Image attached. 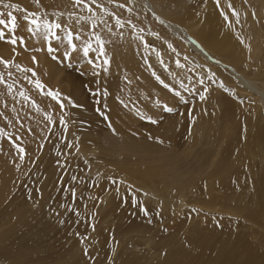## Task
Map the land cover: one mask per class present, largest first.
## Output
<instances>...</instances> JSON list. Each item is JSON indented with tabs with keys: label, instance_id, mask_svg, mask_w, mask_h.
<instances>
[{
	"label": "bare ground",
	"instance_id": "bare-ground-1",
	"mask_svg": "<svg viewBox=\"0 0 264 264\" xmlns=\"http://www.w3.org/2000/svg\"><path fill=\"white\" fill-rule=\"evenodd\" d=\"M8 1L25 15L15 34L0 25L13 62L0 63V264H264V0H107L152 15L182 56L101 9ZM58 7L56 36L29 32L34 18L60 24ZM66 132L58 166L50 145ZM74 168L93 175L85 230L58 192ZM24 177L37 192L12 195Z\"/></svg>",
	"mask_w": 264,
	"mask_h": 264
},
{
	"label": "rangeland",
	"instance_id": "rangeland-1",
	"mask_svg": "<svg viewBox=\"0 0 264 264\" xmlns=\"http://www.w3.org/2000/svg\"><path fill=\"white\" fill-rule=\"evenodd\" d=\"M4 1L5 0H0V19L6 20V21H12L11 17H9V15H8V13H12V15L15 16L16 18L19 16H22L24 14V9L19 4H15V3L9 2V1L6 3ZM69 1L74 2V0H69ZM117 3L118 2H113V1L108 2L107 0H81V2L78 4L83 5L85 7H88V8L90 7V8H95V9H101L106 14V16H105L106 19H108V21L110 23H114L117 27L120 26L121 28H124L126 26V28H129V29L134 28L133 31L136 34L145 35V36L148 35V37H158V38H161L162 41H164V42L166 40H168V41H166L167 44H169V46L172 49H174V51L177 53L178 56L185 55V49H183L184 48L183 43L178 42L177 39H174V38L172 39L171 36H168L166 29L163 28L152 17V15H150L149 13L148 14L142 13L141 11L134 9L133 7H131L129 5H125L122 3L117 4ZM12 5H16V7H12ZM92 5H93V7H92ZM62 10H63V8L58 7L57 10H55V11L61 13V14H59L58 17L60 18L59 20H60V24L62 25V27H65L67 25V22H68V18H67L68 15ZM52 11L53 10L50 9V12H52ZM40 17L49 18L50 16L48 15L46 10H41L40 11ZM78 17H79L78 13L71 12L69 14L70 19H76ZM117 19L120 20V22H121L120 24H117V22H116ZM129 25L131 26V28ZM136 30H138V31H136ZM187 41L189 43H192L191 40H189V39H187ZM150 44L151 43H149V45ZM193 53L194 52H192V51L190 52V57H192V58L195 57ZM67 63H69V64L67 65ZM73 64H74L73 62L71 63V62L66 61V65H65L66 67L65 68H66L67 72L73 71V73L77 77L83 78V73L81 71H79V69H80L79 66L76 67ZM52 92H55L57 94L56 98H58V99L61 98V97H59L56 90H54ZM187 104H188V102H186V105ZM180 105L181 104H179V106ZM57 138L59 139L57 141L58 143L52 139V143L50 146H52V149L54 148V150H55L54 151V157H53L54 164L59 166L62 163L61 160H59L62 157V152H65V150H67V148H68L66 146V142H67V138H68L67 132L65 135L62 136V138L60 136H56V140H57ZM78 171H79V169L74 168L71 171L67 172L63 178L62 177L60 178V180H59L60 185L58 187V192L61 193L62 196H64L66 203L71 204V203H74V202H71L72 200L75 201V203H74L75 205L70 207L71 210L76 209L78 206L80 207L79 210L76 209V212L78 214V217L81 220H83V221H81L79 219V221H80L79 223L80 224L83 223V225H85V226H83L81 224L82 228H83V227H86L90 221L88 219V216H90V217L93 216V214L91 212H87L88 210H86V208H85L86 203L89 202L90 207H93L92 206L93 203H91L92 201L89 198H87V195L84 193V189L87 187L88 181L90 179H93V175H92V177H91V175H89V176L82 175L83 177H81L80 174L78 173ZM73 177H75L74 180L72 179ZM88 178H90V179H88ZM39 183H40L39 177L34 178L32 181H30L28 178L24 177L20 182L19 188L16 189L15 192L12 193V195H15L17 191L22 194L23 192H25L26 188H28V187H30L31 190L33 188V192L34 191L37 192V189L39 188V186H38ZM21 185H23V186H21ZM76 188H78V189L76 190ZM80 189H82V190H80ZM73 192H77V194L75 193V195L73 196ZM81 194H82V196H81ZM82 197H83V199L84 198L85 199L83 200ZM21 199H25V198L23 196H21V198L19 200H21ZM76 203H77V205H76ZM81 208H85V209L80 210ZM83 230H85V228H83Z\"/></svg>",
	"mask_w": 264,
	"mask_h": 264
},
{
	"label": "snow or ice",
	"instance_id": "snow-or-ice-1",
	"mask_svg": "<svg viewBox=\"0 0 264 264\" xmlns=\"http://www.w3.org/2000/svg\"><path fill=\"white\" fill-rule=\"evenodd\" d=\"M36 2L39 3V0H36ZM74 2L80 3L81 0H74ZM217 3L219 4V0H217ZM229 6L231 7V5H229ZM12 7H16V5H12ZM8 15H9V17H11V20H12L11 26L9 27L8 26V21L3 20V19H0V25H4L5 27H8L9 32L15 34L16 29H17V23H16V19L17 18L15 16H13L12 13H8ZM33 16H35V13H33ZM25 19H28V17H25ZM116 22H117V24H120V20L119 19H117ZM31 24L35 25V28H29V32H32L33 34H35V32H38V31H40L41 28H43L44 29V33H45V38H47L48 34H51L53 37L56 36V32L54 31V29L62 28V25L59 24V23H50L47 20H45V21H43V23H41L40 20L35 19V18L31 20ZM93 27H95V25H93ZM3 39H5L4 32L2 30H0V40H3ZM19 39L21 40V42H23V38L22 37H19ZM67 40H68L69 45H72V33L71 32L68 33ZM99 40H100V38L97 37V41L98 42H99ZM9 42L11 44H16L17 43V37H15V35H13V38L10 39ZM72 46H73V48H75V45H72ZM89 50H90V45H87V46L84 47L83 53H84L85 57L88 56ZM48 51L52 52V51H54V49L51 46H49ZM100 52H101V54H103V47H101ZM33 61L35 62V57H33ZM0 63L4 64L5 67H9L13 62L12 61H8V60H4L2 57H0ZM89 63H91V61H89ZM104 63L108 64L109 61L105 60ZM17 67L19 68L20 66L17 65ZM22 70L25 71V72L32 71V69H27V68L22 69ZM105 71H107V69H105ZM33 74L35 75V73H33ZM94 74H96V73H94ZM9 75H11V73H9ZM157 79H159V77H157ZM0 82H3V76L2 75H0ZM160 82L163 84V81H160ZM202 82L203 81H201V83ZM8 87H9V90H10L11 89V85H9ZM36 87L37 88H42V85H41L39 80L36 81ZM164 87L167 88L168 85L165 84ZM181 87H185V86L183 84H181ZM175 94L177 96L180 95L179 92H176ZM48 95L52 96L53 99H56V97H57V94L55 92H51V91L48 92ZM105 95H107L106 91H105ZM181 99H183V97H181ZM200 99L203 100V99H205V97L203 95H201ZM69 102L71 103L72 101L69 99ZM61 107H63V105H61ZM163 110L167 111V112H172L174 109L171 108V107H168L167 105H164L163 106ZM146 118L149 119V120H152V117H146ZM152 122L155 123L156 121L152 120ZM61 123H63V120H61ZM19 151L22 154L25 152V150L23 148H20ZM23 158H24V156L21 155L20 159H23ZM72 179L74 180L75 177H73ZM74 195H75V192H73V196ZM141 211H144L145 214H147V209L146 208L142 207Z\"/></svg>",
	"mask_w": 264,
	"mask_h": 264
}]
</instances>
